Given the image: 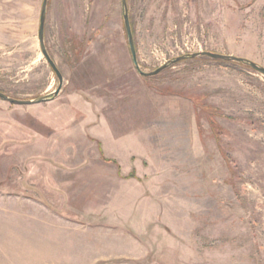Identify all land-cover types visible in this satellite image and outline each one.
<instances>
[{
	"label": "rangeland",
	"instance_id": "374dc122",
	"mask_svg": "<svg viewBox=\"0 0 264 264\" xmlns=\"http://www.w3.org/2000/svg\"><path fill=\"white\" fill-rule=\"evenodd\" d=\"M42 1L0 0V92L14 99L59 87ZM126 3L139 69L168 65L155 76L132 63L121 0H48L44 45L63 82L51 101L0 100V255L25 241L4 209L44 218L39 203L88 227L44 232L43 246L33 233L24 253L42 247L47 264H264V76L170 63L213 52L264 67V0Z\"/></svg>",
	"mask_w": 264,
	"mask_h": 264
},
{
	"label": "crops",
	"instance_id": "0c3cea01",
	"mask_svg": "<svg viewBox=\"0 0 264 264\" xmlns=\"http://www.w3.org/2000/svg\"><path fill=\"white\" fill-rule=\"evenodd\" d=\"M120 172L121 170L119 171L118 168H116L117 176L120 174ZM23 199L33 202V200L27 199V197H23ZM13 200H15V198H13ZM36 207L40 208L44 212L45 214L44 218H42V216H39V218L35 219L34 218L35 216L33 217V213L29 210L21 211L20 209H16V208H11V209L8 208L7 210L4 209V212H7L11 217V220L3 223L4 228H9V229L18 228L22 230L25 241L24 243L18 244L19 246L23 247V251H22L23 254L19 255L18 257L15 256L10 257L7 254L5 256L0 255V264H31L32 262L37 264H47L48 257L46 254H44L45 249H43L42 247L40 248V253L38 259L36 260H33L32 257L29 258L28 255L24 253L26 251H29V249H31L29 246L32 243L31 239L33 237V233H37V231L39 232V240L37 243L40 246H43L46 244L47 236L45 237V235L48 232H50L51 234L56 233V236H58L57 231L61 230V232L67 231L72 233V235L78 236L79 229L85 230V228H88L77 224L76 222L77 220H74V218H68L62 216L58 212L49 209V207H47L46 205L36 203ZM14 217L23 218V221H16ZM33 222L36 223L33 224ZM36 225L39 228L38 230L33 229L34 227H37ZM75 227H78V229H76ZM44 232H46L45 235ZM25 237L28 238L26 239ZM0 248H1L0 252H2L3 249H6L5 245H1ZM54 259L56 260L57 258H50L49 260L53 261Z\"/></svg>",
	"mask_w": 264,
	"mask_h": 264
},
{
	"label": "water",
	"instance_id": "95a60500",
	"mask_svg": "<svg viewBox=\"0 0 264 264\" xmlns=\"http://www.w3.org/2000/svg\"><path fill=\"white\" fill-rule=\"evenodd\" d=\"M47 2H48V0L42 1L41 11H40V19H39L38 41H39L41 52H42L43 56L47 60L49 66L51 67V69L53 70V72L55 73V75L58 79L59 87L56 89V91L50 97H42L36 101L18 100V99L11 98V97L7 96L6 94L0 92V100H2V101L9 102V103L14 104V105H31L34 103L38 104V103H42V102L51 101L53 99V97L58 96V94L61 91V86H62V82H63L62 75H61L59 69L55 66L53 60L49 56V54L45 48V45H44V29H45ZM121 5L123 8L122 19H123V26H124L126 37H127L128 48L130 51L132 63L134 65L136 71L141 76H144V77H152V76H155V75L161 73L163 70H165L167 68L168 65H163V66L159 67L158 69H156L150 73H144L139 69V66L137 64V59H136V48H135V43H134V39H133L131 24L129 21L126 0H121ZM199 57H206V58H210L213 60L224 61V62H241V63L248 65L253 71L264 76V67H261V66L255 64L254 62H250L246 59L234 57L231 55H224V54H218V53H213V52H200V53H194V54H191L188 56H181V57L174 59L170 63H178V62L185 60L186 58L196 59Z\"/></svg>",
	"mask_w": 264,
	"mask_h": 264
},
{
	"label": "trees",
	"instance_id": "16d2710c",
	"mask_svg": "<svg viewBox=\"0 0 264 264\" xmlns=\"http://www.w3.org/2000/svg\"><path fill=\"white\" fill-rule=\"evenodd\" d=\"M214 61H216V62H220V63H226V62H224V61H218V60H214ZM241 63V62H240ZM244 64V63H243ZM246 65V64H245ZM248 66V65H247ZM104 161L105 162H109V163H114L115 164V161H113V160H111V159H104ZM132 177H134L133 176V174H129L128 176H127V178L129 179V178H132Z\"/></svg>",
	"mask_w": 264,
	"mask_h": 264
}]
</instances>
